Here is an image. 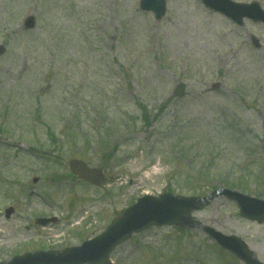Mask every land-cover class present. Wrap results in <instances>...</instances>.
Instances as JSON below:
<instances>
[{
  "label": "rangeland",
  "instance_id": "rangeland-1",
  "mask_svg": "<svg viewBox=\"0 0 264 264\" xmlns=\"http://www.w3.org/2000/svg\"><path fill=\"white\" fill-rule=\"evenodd\" d=\"M139 1L0 0V263L79 246L168 189L206 197L239 183L264 200V25L236 26L200 0H165L156 21ZM232 1L264 11V0ZM74 159L103 173L100 187L69 172ZM191 216L264 262V223L240 219L232 202ZM220 254L241 264L199 230L162 227L110 261L225 264Z\"/></svg>",
  "mask_w": 264,
  "mask_h": 264
},
{
  "label": "water",
  "instance_id": "water-1",
  "mask_svg": "<svg viewBox=\"0 0 264 264\" xmlns=\"http://www.w3.org/2000/svg\"><path fill=\"white\" fill-rule=\"evenodd\" d=\"M203 4L215 12L222 13L235 23L241 25L243 18L264 24V12L258 5H237L229 0H202ZM164 0H141L140 9L153 13L156 20L165 13ZM32 23V20H31ZM32 27V24L31 26ZM180 87L179 92H181ZM70 170L79 178L94 185L102 180L101 173H96L79 161L69 163ZM225 195L236 202L240 216L250 220L261 221L264 218V201L251 199L227 190L213 193L210 198L194 199L163 195L159 198L143 197L136 204L123 210L98 237L83 243L80 247L69 248L61 253H35L12 260L11 264H109L108 255L118 245L151 226L178 225L194 226L189 213L207 205L217 195ZM11 211L7 212V216ZM212 239L224 249L232 252L246 264H263L252 258L246 245L234 236H225L209 228H203Z\"/></svg>",
  "mask_w": 264,
  "mask_h": 264
},
{
  "label": "trees",
  "instance_id": "trees-1",
  "mask_svg": "<svg viewBox=\"0 0 264 264\" xmlns=\"http://www.w3.org/2000/svg\"><path fill=\"white\" fill-rule=\"evenodd\" d=\"M239 184V183H238ZM240 186H243L244 184H239Z\"/></svg>",
  "mask_w": 264,
  "mask_h": 264
}]
</instances>
